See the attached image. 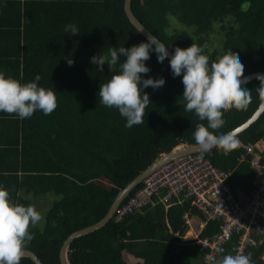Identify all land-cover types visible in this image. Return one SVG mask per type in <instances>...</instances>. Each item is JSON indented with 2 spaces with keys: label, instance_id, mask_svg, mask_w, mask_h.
Instances as JSON below:
<instances>
[{
  "label": "trees",
  "instance_id": "16d2710c",
  "mask_svg": "<svg viewBox=\"0 0 264 264\" xmlns=\"http://www.w3.org/2000/svg\"><path fill=\"white\" fill-rule=\"evenodd\" d=\"M125 1L25 0L16 24H11L14 30L7 32L15 47L10 54L16 56V79L29 82L39 74L41 86L57 91L58 104L51 114L35 111L23 120L16 116V203L33 204L28 196L56 198L44 226L30 227L34 239L24 249L34 252L43 264H61V248L72 233L102 220L117 195L137 176L163 154L193 145L197 127L207 128L185 111L181 77L171 75L169 58L158 63L154 52L145 62L151 71L141 75L163 77L166 82L156 90L144 89L150 103L143 124L125 127L116 108L99 102V86L113 73L107 64L98 71L90 58L106 54L109 47L129 48L147 40L129 20ZM131 7L171 52L196 43L213 65L223 54H230L244 64V76L264 72V0H132ZM68 23L76 24L80 33L66 34ZM217 35L223 39L219 48L212 42ZM243 86L252 95L247 109L222 113L224 127L211 135L235 130L261 106L259 81ZM236 140V147L226 154L213 150L205 157L230 172L235 193L247 199L257 173L238 159L242 145L264 144V112ZM257 151L264 157V146ZM187 214L202 216L190 203L171 202L119 222L113 218L101 230L76 239L68 249V261L203 264L205 251L200 243L184 239L189 230ZM218 231L219 223L212 221L200 237ZM263 255L264 244L255 251L253 264H264ZM20 264L35 263L24 257Z\"/></svg>",
  "mask_w": 264,
  "mask_h": 264
},
{
  "label": "clouds",
  "instance_id": "9594fccd",
  "mask_svg": "<svg viewBox=\"0 0 264 264\" xmlns=\"http://www.w3.org/2000/svg\"><path fill=\"white\" fill-rule=\"evenodd\" d=\"M68 35L80 33L74 23L65 25ZM168 46L151 36L146 41L129 48L124 46L109 47L106 54L94 55L90 62L103 71L107 64L113 74L99 86V102L108 108H116L125 119V127L145 122L146 106L150 96L144 89L151 86L153 90L165 84V78H144L141 74L151 71L146 65L150 53L156 54L158 63L169 57ZM123 58V60H121ZM69 65L73 60L67 59ZM171 75L181 77L183 85L182 98L185 111L193 113L207 128L197 127L192 137L195 151L203 156L213 150H222L225 154L234 149L237 140L231 133L213 136L224 127L221 114L230 109L246 110L251 102V91L244 76V64L237 56L223 54L215 65L209 62V56L196 43L187 48H174L168 60ZM256 87L258 96L264 98V75H258ZM41 76L36 74L29 82H21L5 71L0 70V112L15 114L23 120L30 118L35 111L44 115L51 114L57 107L56 90L45 88L38 82ZM42 219V215L33 204L22 205L10 198V193L0 183V264H20L24 249L34 239L29 231ZM189 231V230H188ZM215 264H253L250 255L227 254Z\"/></svg>",
  "mask_w": 264,
  "mask_h": 264
},
{
  "label": "built area",
  "instance_id": "2783aa9c",
  "mask_svg": "<svg viewBox=\"0 0 264 264\" xmlns=\"http://www.w3.org/2000/svg\"><path fill=\"white\" fill-rule=\"evenodd\" d=\"M262 146L263 143L242 145L238 159L240 163L248 162L257 173L254 189L247 199L235 193L229 183L230 172L222 171L198 153L158 167L134 195L126 198L114 219L119 222L149 207L167 206L171 202L190 203L202 215L187 214L185 218L189 227L198 229V232L192 230L191 240L198 241L205 251L203 264H215L224 255L238 253L250 255L253 262L255 251L264 244V157L257 151ZM192 219L195 221L191 222ZM212 221L219 223V231L201 238V231ZM184 239L188 240L185 236ZM229 246L232 247L228 249Z\"/></svg>",
  "mask_w": 264,
  "mask_h": 264
},
{
  "label": "crops",
  "instance_id": "0c3cea01",
  "mask_svg": "<svg viewBox=\"0 0 264 264\" xmlns=\"http://www.w3.org/2000/svg\"><path fill=\"white\" fill-rule=\"evenodd\" d=\"M24 2L25 0H0V70L15 79L16 63L14 61H16V56L10 54L15 51V47L12 43L13 38L7 32L14 30L11 24H16L19 12L24 8ZM17 136L16 115L0 112V183L7 188L10 198L14 202H16ZM28 199L34 205L37 198L28 196ZM194 221V219L191 220V222ZM189 232L194 234L193 231H187L188 234ZM262 259L264 260V255Z\"/></svg>",
  "mask_w": 264,
  "mask_h": 264
},
{
  "label": "water",
  "instance_id": "95a60500",
  "mask_svg": "<svg viewBox=\"0 0 264 264\" xmlns=\"http://www.w3.org/2000/svg\"><path fill=\"white\" fill-rule=\"evenodd\" d=\"M132 0H126L125 1V12L131 21V23L136 27V29L146 38H150L151 36H154L135 16V14L132 11L131 7ZM157 40H159L156 36H154ZM160 41V40H159ZM162 42V41H160ZM163 43V42H162ZM169 51V59L171 57L172 52ZM258 75H264V72H256L254 74H250L248 76V81L252 82L253 80L256 79ZM248 82V83H249ZM247 83V84H248ZM243 86V85H242ZM264 112V100L257 110V112L250 118L246 123L243 125L239 126L235 130L229 132L232 135L237 138L240 134H242L245 130H247L252 124H254L259 117L263 114ZM198 151H195L193 145H184L175 148L173 151L170 153L164 154L161 156L157 161H155L151 166H149L145 171H143L139 176H137L130 184H128L116 197L114 203L112 204L109 212L107 215L100 220L98 223H96L93 226L84 228L82 230H79L77 232L72 233L64 242L61 252H60V260L61 264H70L68 261V249L70 245L78 238H82L84 236H87L89 234H92L98 230H101L104 228L113 218L114 215L117 211V209L122 205V203L126 200L127 197L130 196V194L137 189L141 183L151 174L153 173L158 167H160L162 164L169 162L175 158L185 156V155H192V154H198ZM29 258L31 259L35 264H43L40 258L32 251L29 250H24V254L22 258Z\"/></svg>",
  "mask_w": 264,
  "mask_h": 264
},
{
  "label": "rangeland",
  "instance_id": "374dc122",
  "mask_svg": "<svg viewBox=\"0 0 264 264\" xmlns=\"http://www.w3.org/2000/svg\"><path fill=\"white\" fill-rule=\"evenodd\" d=\"M222 36H214L212 39L213 42V47H217L219 48L221 43H222ZM56 198L52 195H48L47 197L45 196H41L38 197L36 199V203H34V205L36 206L37 210L40 211L41 215H42V219L40 222H38V226L43 227L44 223H45V217L46 214L48 213L50 207L53 205V203L55 202ZM194 229V231L198 232V229L196 227L193 228V226L189 227V230L192 231ZM193 231V232H194ZM186 238H188V240H191L192 236L188 235V233L185 235Z\"/></svg>",
  "mask_w": 264,
  "mask_h": 264
},
{
  "label": "bare ground",
  "instance_id": "6f19581e",
  "mask_svg": "<svg viewBox=\"0 0 264 264\" xmlns=\"http://www.w3.org/2000/svg\"><path fill=\"white\" fill-rule=\"evenodd\" d=\"M188 235L192 236V232H189V234H188Z\"/></svg>",
  "mask_w": 264,
  "mask_h": 264
}]
</instances>
